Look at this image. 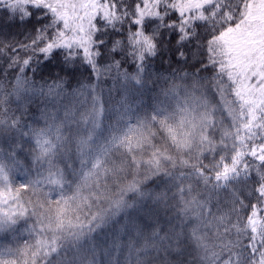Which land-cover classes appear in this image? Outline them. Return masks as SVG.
<instances>
[{
  "label": "snow or ice",
  "instance_id": "1",
  "mask_svg": "<svg viewBox=\"0 0 264 264\" xmlns=\"http://www.w3.org/2000/svg\"><path fill=\"white\" fill-rule=\"evenodd\" d=\"M0 13L26 28L0 32L13 209L0 233L37 217L34 242L0 247V264H264V0H0ZM166 31L177 67L156 74ZM25 143L35 175L13 190Z\"/></svg>",
  "mask_w": 264,
  "mask_h": 264
},
{
  "label": "trees",
  "instance_id": "2",
  "mask_svg": "<svg viewBox=\"0 0 264 264\" xmlns=\"http://www.w3.org/2000/svg\"><path fill=\"white\" fill-rule=\"evenodd\" d=\"M135 0H125V3H134ZM128 27L129 22H125L123 25V36L126 38L128 33ZM0 32H3V34L8 35L9 39H12L15 37L16 39L23 40L24 35L23 33L26 32L25 27H17L15 25L9 24L8 18L4 16L2 13H0ZM200 32H203V29H200ZM121 36L119 34H114L112 36V39H120ZM176 42L175 36H169L168 32L166 31L162 40V47L165 48V51L161 54L155 57L151 61V71H153L156 74H163L167 75L169 71H171V68L177 67L173 57V63L171 68H169V64L167 63L170 53L167 51V48L170 46H174ZM111 45H109L110 47ZM129 64H131V61L129 60ZM129 64H126L125 67H129ZM60 67L58 62L48 63L45 66H43L40 71L37 73V79H39L40 75H47L50 71L55 72ZM67 103V101H65ZM13 109H15V104L11 105ZM44 107V103L42 102L41 98H33L31 102L28 103V109L29 111L25 114L26 119L24 123L31 124L33 123L34 119L39 116L40 112L39 110ZM19 115V113H17ZM42 123V122H41ZM107 122H105L106 126ZM5 151H7V145L5 144ZM17 159L21 162L22 167L15 169L13 171V184L11 187L13 190L16 188H19L21 184L26 183L30 176L35 175V171L33 170V164H32V154H31V148L29 144L25 143L23 145V150H18ZM209 159H211L209 157ZM247 159L251 160V157H248ZM7 163V161H5ZM208 161L206 160L205 163ZM253 177L255 178V172L252 173ZM255 186L254 184L252 185ZM0 190H2V186H0ZM24 192V190H22ZM248 193L247 191L244 192V195L246 196ZM31 195L30 190L23 196L24 200H27L29 196ZM254 200V198H253ZM12 207L9 203L5 202L4 200H0V212H9L12 211ZM31 213V209L29 210V215ZM37 217L32 216L30 219L25 217L20 220L18 225L16 226V231L11 233H0V247H8V246H14V245H23L25 241L34 242V234H29V229L32 227V225L35 223ZM27 221V222H25ZM127 254V250L125 249L119 259L122 261L124 256ZM98 264H106V257L104 256L103 252H100L97 256Z\"/></svg>",
  "mask_w": 264,
  "mask_h": 264
}]
</instances>
